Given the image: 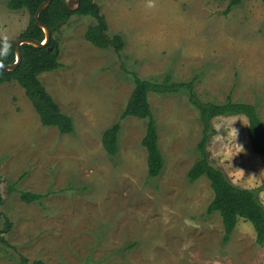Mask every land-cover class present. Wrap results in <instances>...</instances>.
Here are the masks:
<instances>
[{
    "label": "rangeland",
    "instance_id": "1",
    "mask_svg": "<svg viewBox=\"0 0 264 264\" xmlns=\"http://www.w3.org/2000/svg\"><path fill=\"white\" fill-rule=\"evenodd\" d=\"M0 0V40L15 43L26 29L28 10ZM109 33L126 46L100 49L85 38L92 16L74 14L53 37L62 66L40 78L73 133L42 124L25 89L0 85V264L21 255L46 264H264V246L251 222L241 218L224 243L210 180L191 182L203 134L200 113L186 92L150 94L166 159L163 173L148 175L142 144L147 119H121L134 90L132 73L176 80L197 77L204 100L255 103L264 118V2L243 0H95ZM154 6L149 7V4ZM121 122L120 151L105 150L103 131ZM245 115L212 120L207 149L213 165L235 185L255 189L264 204V155L252 151ZM22 191L44 195L22 200Z\"/></svg>",
    "mask_w": 264,
    "mask_h": 264
},
{
    "label": "trees",
    "instance_id": "2",
    "mask_svg": "<svg viewBox=\"0 0 264 264\" xmlns=\"http://www.w3.org/2000/svg\"><path fill=\"white\" fill-rule=\"evenodd\" d=\"M45 0H9L8 8L13 11L28 10L30 22L19 38L27 37L38 41L45 39L44 30L36 23L35 13ZM243 0H230L226 13L239 6ZM264 2V0H262ZM74 14L92 16L96 22L90 25L85 38L100 49L114 48L121 52L126 46L125 36L116 32L109 33V24L99 4L95 0H81L77 10L68 9L67 0H53L40 15L42 22L51 27L53 34L59 27L67 23ZM53 46V49L49 48ZM7 49V55H0V64L14 63L16 60L15 43L6 39L0 40V53ZM22 62L15 70L0 69V85L17 81L31 100L35 110L45 126H55L61 134L73 133L75 125L73 118L61 110L60 105L43 84L40 76L45 72L59 69L62 63L59 60V43L52 36L49 44L36 47L32 44L21 46ZM135 83L134 90L126 104L121 119L127 116L147 119L146 134L142 140L148 152V175L151 178L160 176L166 166V159L160 146L158 125L150 102V94H168L186 92L190 103L197 108L203 124L202 138L198 144L199 155L191 167L188 178L195 182L203 176L210 180L214 191V199L207 209L208 214L219 212L224 226V243L232 237L241 218L252 223L256 232V241L264 246V204L259 200L255 189L244 188L233 184L226 173L212 164L208 143L212 136V120L222 115H245L249 120V139L252 151L264 155V118L255 103L235 101L231 96L225 102L219 103L204 100L197 93V77L190 80H176L171 73H166L161 79L142 78L132 73ZM121 122H117L103 131L102 142L107 153L115 158L120 151L119 135ZM44 195L32 191H22L21 198L27 203L40 202ZM3 197L0 189V204ZM4 228L0 231V242L10 246L4 237L5 232L11 231L13 222L5 216ZM19 264H46L42 259L30 261L21 255Z\"/></svg>",
    "mask_w": 264,
    "mask_h": 264
},
{
    "label": "water",
    "instance_id": "3",
    "mask_svg": "<svg viewBox=\"0 0 264 264\" xmlns=\"http://www.w3.org/2000/svg\"><path fill=\"white\" fill-rule=\"evenodd\" d=\"M53 0H45L37 9L36 13H35V20L36 23L44 30L45 32V39L43 41H38L36 39L33 38H27V37H23V38H19L16 42H15V51H16V60L14 63H10V64H0V69H6V70H15L22 62V52H21V46L25 43L27 44H32L36 47H44L47 44L50 43L52 36H53V31L51 29V27H49L47 24H45L44 22L41 21L40 19V15L43 12V10L45 8H47L51 2ZM80 1L81 0H67V6L68 9L71 11H75L78 9L79 5H80ZM50 50L53 49V46H51L49 48Z\"/></svg>",
    "mask_w": 264,
    "mask_h": 264
},
{
    "label": "clouds",
    "instance_id": "4",
    "mask_svg": "<svg viewBox=\"0 0 264 264\" xmlns=\"http://www.w3.org/2000/svg\"><path fill=\"white\" fill-rule=\"evenodd\" d=\"M154 6L153 4H149V7ZM0 55H7V49H4V51L2 53H0Z\"/></svg>",
    "mask_w": 264,
    "mask_h": 264
}]
</instances>
